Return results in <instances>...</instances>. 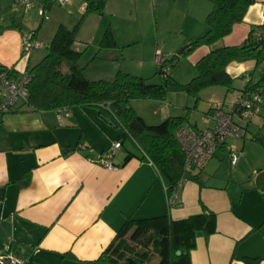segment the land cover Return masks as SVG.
Wrapping results in <instances>:
<instances>
[{
    "label": "crops",
    "instance_id": "crops-1",
    "mask_svg": "<svg viewBox=\"0 0 264 264\" xmlns=\"http://www.w3.org/2000/svg\"><path fill=\"white\" fill-rule=\"evenodd\" d=\"M31 1L32 6L23 10L13 0H0V65L18 74L43 56L34 51L21 55V38L26 32L42 30L49 41L60 24L73 27L85 9L82 0L69 1L66 10L53 9L48 0ZM135 1L105 0L103 13L84 18L74 42V48L82 52L80 59L94 48L90 60L81 64L79 59L84 76L87 63L102 60L117 66L97 71L98 78L85 76L87 79L110 81L122 71L157 81L154 59L159 51L177 56L174 63L184 65L173 66L171 76L178 83H187L197 73L195 63L211 48L198 46L182 53L191 39L206 31L205 16L211 3L141 0L157 16L156 29L145 45L138 29L117 22L126 12L138 10ZM41 4L50 10L47 20L37 14ZM109 15L117 17L116 21L109 20ZM107 25L116 44L108 48L100 46ZM252 28L264 37V0H255L242 22L234 24L214 46L241 45ZM163 31L168 35H162ZM178 47L183 49L180 55L173 52ZM119 60L135 66L123 71ZM225 70L232 82L228 90L211 86L199 91L198 99L172 91L163 100L135 99L130 106L147 125L184 117L182 125L210 126L200 116L215 102L233 112V105L244 96V74L264 91V61H231ZM106 110L73 106L36 111L17 103L1 116L0 257L13 254L22 257L24 264H77L96 259L129 217L140 220L167 215L178 220L208 211L216 218L214 233L196 235L190 264H245V259L264 264V103L258 116L246 125V135L227 141L236 147V165H230L226 146L219 147L204 168L187 171L179 206L171 207L155 166L128 135L119 137L122 127ZM126 139L133 151L126 148ZM118 140L120 148L112 151L113 169L92 162Z\"/></svg>",
    "mask_w": 264,
    "mask_h": 264
},
{
    "label": "trees",
    "instance_id": "trees-1",
    "mask_svg": "<svg viewBox=\"0 0 264 264\" xmlns=\"http://www.w3.org/2000/svg\"><path fill=\"white\" fill-rule=\"evenodd\" d=\"M254 1L209 0L211 11L205 16L207 29L203 35L189 41L182 55L198 46L207 45L211 49L195 63L196 75L182 84L176 82L170 72L176 55L167 59V73L156 67L157 81L150 82V78L122 71H117L110 81L87 79L78 63L82 52L74 48V42L84 18L91 13H103L105 0H84L85 9L78 22L71 28L60 24L45 46L41 60L26 70L30 80L24 103L36 111L73 106H99L104 109L108 106L107 113L122 127L119 137L128 135L132 139L155 166L164 187L169 191L191 170L184 171V154L173 134L183 124L184 117H168L159 124L147 125L131 108L130 101L163 100L172 91L196 97L199 91L211 86L221 85L226 90L230 89L232 82L225 67L231 61H264V37L259 29L252 28L241 45H214L230 33L234 24L242 22ZM48 3L52 2L48 0ZM42 5L47 10L46 4L39 5L38 9ZM112 37L108 27L100 38V46H115ZM0 69L5 67L0 65ZM7 74L18 77V73L12 69L7 70ZM259 85L255 84V87ZM253 88L246 85L244 96ZM132 121L140 128H130ZM215 223L214 213L208 211L178 220L170 219L167 215L140 220L129 217L96 259L77 261V264H190L189 254L194 248L196 235L209 237L214 233ZM245 264H256V260L245 259Z\"/></svg>",
    "mask_w": 264,
    "mask_h": 264
},
{
    "label": "built area",
    "instance_id": "built-area-1",
    "mask_svg": "<svg viewBox=\"0 0 264 264\" xmlns=\"http://www.w3.org/2000/svg\"><path fill=\"white\" fill-rule=\"evenodd\" d=\"M14 3L22 5L25 9L32 6L31 0H13ZM52 3L64 5L70 0H49ZM38 14L42 20L48 19L47 10L42 5L38 9ZM33 33L23 35L21 38V55L28 56L34 49L41 45L34 41ZM169 56L163 53L155 54L156 67L167 73L169 66L167 59ZM10 68L0 69V119L1 116L10 112L17 103L26 102L28 92L27 84L30 80V75L27 71L18 74L17 78H13L7 74ZM242 81L245 86H254L246 95L241 97L236 104L233 105V112L226 111L222 102L212 104L209 112L200 116V120L210 126L196 128L191 126H179L174 136L178 141L184 154V171L188 169L201 170L211 160L215 151L223 146H226L227 156L231 166H235L238 161L236 147L227 143L229 140L243 138L246 135V125L258 116L259 110L264 103V91L262 88L255 87L248 74H244ZM108 108V106L106 107ZM235 116V118H234ZM59 117V116H58ZM121 142L116 141L110 151L103 153L94 159L92 162L101 164L106 168L113 169L114 165L111 162L112 151L120 148ZM185 181L182 176L171 190L164 187L166 203L168 207L179 206L178 195ZM25 260L13 254L0 257V264H24Z\"/></svg>",
    "mask_w": 264,
    "mask_h": 264
},
{
    "label": "rangeland",
    "instance_id": "rangeland-1",
    "mask_svg": "<svg viewBox=\"0 0 264 264\" xmlns=\"http://www.w3.org/2000/svg\"><path fill=\"white\" fill-rule=\"evenodd\" d=\"M82 1H84V0H82ZM135 3L138 6V10L137 11H134L133 10L131 13H128L126 11H123V13H125V12L126 13L123 15V18H120L119 20L117 19V22H120L123 25H132V27L134 29H138L141 32V34H142L141 37L145 38V41H144L145 42V45H147L148 44V41H149V36L152 35V33L154 32V30L156 29V26L153 27V25L155 24V21H154L155 20V17H157L155 15L156 12L146 9L145 7L147 6V4L144 6L141 0H136ZM49 4L52 5L53 9H59V10H62L63 9V10H66L65 4L64 5H60L58 3H49ZM16 6H18V5H16ZM21 9L24 10L23 7ZM22 13H23V11H22ZM47 13L50 15L51 14L50 13V10H47ZM37 14H38V11H37ZM49 15H47V16H49ZM81 16L82 15H80V16L77 17V19L75 21L76 23L81 18ZM65 18H66V15H65ZM116 18L117 17H115V18L112 17L111 18L110 15L108 16V19L109 20L112 19V22L116 21ZM104 19H107V15L105 16ZM39 21H40V19H39ZM107 27H110V26L107 25ZM107 27L104 29V31L102 33V36H103L105 30L107 29ZM159 29L161 30V28H159ZM41 31L42 30H37L38 34H37V32H35V37H34L35 38L34 41L38 42L41 46L39 48H37V49H34L33 50L34 51L33 54H38L39 56L44 55V53H45V45L50 42V41H48L46 39V36L44 34H41ZM110 31H111V28H110ZM29 33H34V31H31L30 30V31L26 32L24 35H28ZM111 33H112V31H111ZM162 35H165L166 36L168 34H167L166 31H163V34ZM51 38L52 37H50L49 40H51ZM138 45H140V44H138ZM180 49H182V48L181 47H178V49H176L175 51H173L174 54H177L180 51ZM93 50H94V48H90L89 51L87 52V54H85V55H83V57H81V59H80V63L81 64H84V62H87L88 60H90V58H91V56L93 54ZM158 52L159 51H157L155 54H157ZM159 53H161V52H159ZM87 64H88V67L86 68V70L84 68V70H85V74H86L85 76H88V77L90 76L89 78H98V75L99 74L96 75V72L97 71H99V70L100 71L101 70L102 71L103 70L104 71H107L108 69H110V67L117 66L114 63H105L102 60H97L96 62H92V63L90 62V63H87ZM180 65H184V64L178 62V63H176L174 65V67L180 66ZM118 66H120L123 71L132 70V68H134V66H135V63H125V62L119 60L118 61ZM97 67H99L100 69L97 68ZM152 79H153V77L150 78V79H148V80L150 82H152L151 81ZM130 145H131L130 144V141L128 139H126L125 140V146H126V148H128V150H132V149L134 150V148H132L133 146H130Z\"/></svg>",
    "mask_w": 264,
    "mask_h": 264
},
{
    "label": "water",
    "instance_id": "water-1",
    "mask_svg": "<svg viewBox=\"0 0 264 264\" xmlns=\"http://www.w3.org/2000/svg\"><path fill=\"white\" fill-rule=\"evenodd\" d=\"M182 50L183 49H180V51L177 54L180 55V52ZM129 126H130V128H133V129H139L140 128V126L138 124H136L135 121H132ZM179 253H180L179 251L176 252L177 255H179Z\"/></svg>",
    "mask_w": 264,
    "mask_h": 264
}]
</instances>
